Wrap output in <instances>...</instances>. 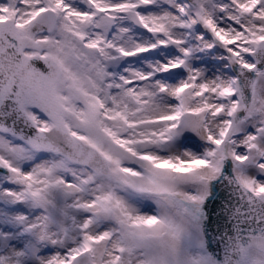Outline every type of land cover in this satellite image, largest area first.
<instances>
[{
	"label": "snow or ice",
	"instance_id": "obj_1",
	"mask_svg": "<svg viewBox=\"0 0 264 264\" xmlns=\"http://www.w3.org/2000/svg\"><path fill=\"white\" fill-rule=\"evenodd\" d=\"M0 264H264V0H0Z\"/></svg>",
	"mask_w": 264,
	"mask_h": 264
}]
</instances>
